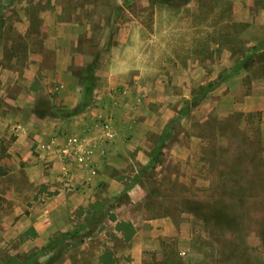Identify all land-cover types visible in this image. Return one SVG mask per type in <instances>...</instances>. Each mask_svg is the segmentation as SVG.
I'll list each match as a JSON object with an SVG mask.
<instances>
[{
    "label": "rangeland",
    "instance_id": "374dc122",
    "mask_svg": "<svg viewBox=\"0 0 264 264\" xmlns=\"http://www.w3.org/2000/svg\"><path fill=\"white\" fill-rule=\"evenodd\" d=\"M50 1L0 0V64L6 77L0 95V264H89L92 247L81 243L107 232L113 216L125 217L135 211L144 219L184 213L185 219L193 222L192 256H179L172 244L176 241H169L167 253H160L149 264H264L263 118L261 113L233 110L236 102L243 103L242 94L251 90L249 81L227 79L225 84L232 91L226 98L209 94L215 89L219 93V67L214 64L219 61L220 49L216 45L240 47V42L223 34L227 26L237 28L226 23L232 0H189L185 4L179 0H77L76 5L60 0L64 18L76 10L77 20L85 25L77 51L93 59L101 56L102 62L98 70L94 62L70 67L79 73L82 98L77 106L90 105V92L106 85L102 76L95 75L108 69L111 48L142 41L141 51L137 47L133 52H144L145 58L136 57L130 69L112 84L115 106L121 110L142 106L146 112L141 119H152L162 110L168 121L165 134L149 131L136 135L147 139V150L156 157L154 164H140L131 152L124 175L117 177L127 191L136 185L140 189H132L131 197L122 193L110 199L104 189L100 190L98 201L71 212L68 232L55 233L45 247L34 243L35 234L28 227L31 215L42 214L45 201L67 188L66 175L60 177L61 170L54 162L41 160L37 145L31 142L35 137L33 110L39 118L53 121L68 114L59 99V86L52 85L46 95L37 93L36 83L27 87L21 82L31 75L29 52H37L40 46V14L49 10ZM130 27L137 29L135 34ZM208 60L210 63L204 65ZM140 71L142 80L138 78ZM193 72L196 76H188ZM214 72L218 75L208 76ZM13 81L17 89L12 88ZM20 89L35 91L34 98L23 96L17 101ZM205 100L223 114L201 124L196 112ZM17 125L24 130H16ZM192 134L206 140L197 147L202 161L178 165L165 159L160 149L165 141L185 144ZM188 165L197 170L199 179L172 177ZM33 169L40 174L52 172V182L45 184L42 177H29ZM77 188L79 184L71 186ZM121 204L127 208L114 211Z\"/></svg>",
    "mask_w": 264,
    "mask_h": 264
},
{
    "label": "crops",
    "instance_id": "0c3cea01",
    "mask_svg": "<svg viewBox=\"0 0 264 264\" xmlns=\"http://www.w3.org/2000/svg\"><path fill=\"white\" fill-rule=\"evenodd\" d=\"M76 1L68 0V3L75 2L76 5ZM50 2L52 5L49 10L40 14L39 32L43 35L40 46L37 52H29L32 61L29 70L33 67L31 75L24 76L21 80L27 87L31 82L36 83V86H39L37 93L42 92L46 95L51 92L52 85H58L59 99L64 103L63 109L68 112L59 121L47 117L39 118L35 110L30 113L32 130L35 134L31 142L37 145V150L40 156L42 155L41 160L54 162L55 168L61 170L60 177L62 175L67 177V188L61 189L55 197L46 200L42 214L31 215L32 218L28 221L30 222L28 227L35 234L33 241L40 247H45L55 233L68 232L71 227V212L94 202L100 190L104 189L107 198L110 199L122 193L131 197L132 189H140L136 185L127 188L129 189L127 191L117 177L124 175V168L131 161V152H135V160L140 164H154L156 157L155 154H149L147 139L145 136L136 137L140 132L149 131L165 134L168 121L162 110L152 119L147 117L141 119L140 116L146 112L142 111L144 107H127L121 110L115 106L116 97L111 93L112 84L118 81L119 74L130 69L136 57L139 60L145 58L144 52L137 54L133 52L137 47L138 51H141L140 48L144 45L142 41L126 42L119 49L112 47L111 55L107 60L108 69L102 74L95 75L102 76L106 85L100 90L90 92V105L77 106L82 98L78 86L79 73L72 72L70 67L81 68L94 62L98 70L102 64L101 56L93 59L90 54L77 51L81 37L86 32L83 22L76 18L79 13L73 10L65 19V7L61 1ZM232 2L230 19L226 23L233 24L237 28L231 29L227 26L223 28V34L240 42V47L234 49L228 43L216 45L220 49L219 61L214 64L219 67V93L215 89L209 94L210 96L219 94L220 99L226 98L232 91L225 84L227 79L233 78L240 83L249 81L251 90L242 94L243 103L236 102L233 110L261 113L264 129V0H232ZM138 30L141 32L140 28ZM129 31L135 34L137 29L130 27ZM208 63L210 60L204 65ZM139 64L141 65L140 62ZM49 65L53 68H49ZM2 67L0 64V95L4 92L1 87L6 80ZM142 74L140 71L138 77L140 80L144 78ZM217 75L214 72L208 76ZM188 76L196 75L193 72ZM14 83L13 81L11 86L17 89L18 85ZM241 88L243 87L239 86L237 89L241 91ZM35 93L30 89H20L16 95L17 101L23 96L33 99ZM197 110V122L201 124L210 121L216 115L223 114V111L209 100H205ZM122 114L125 115L122 117ZM17 126L16 130H24L22 126ZM202 144H206V140L192 134L185 144L179 140L165 141V145H161L160 149L165 153L164 157L168 161L178 165L191 164L203 160L201 158L203 156L197 150ZM157 166L161 168V164ZM37 173L40 174V171L33 169L29 177H42L41 182L45 184L52 182L50 181L54 177L52 172L40 175ZM172 177L199 179L197 170L190 168L189 165L186 170L181 169L179 173H173ZM76 184H79L80 188L71 189V186ZM123 208L127 207L121 204L114 211L120 212ZM185 215L165 213L144 219L138 211L125 217L117 214L108 221L110 225L107 232L98 236V239L88 237L89 243H81V246L92 247L89 264H149L156 260L160 253L162 255L167 253L169 241H176L172 244L175 245L179 256L189 257L194 253L192 241L195 231L193 222L185 219ZM23 220V218L20 220V225L24 223ZM103 258L111 262L105 263Z\"/></svg>",
    "mask_w": 264,
    "mask_h": 264
},
{
    "label": "trees",
    "instance_id": "16d2710c",
    "mask_svg": "<svg viewBox=\"0 0 264 264\" xmlns=\"http://www.w3.org/2000/svg\"><path fill=\"white\" fill-rule=\"evenodd\" d=\"M158 1H160L161 3H164V2H167V1H172V0H158ZM181 3H183V4H185V3H188L189 2V0H179ZM76 233V232H75ZM65 234H67V235H70V233H65ZM104 260L103 261H105V263L107 262V263H110L111 261H107V258H103Z\"/></svg>",
    "mask_w": 264,
    "mask_h": 264
}]
</instances>
